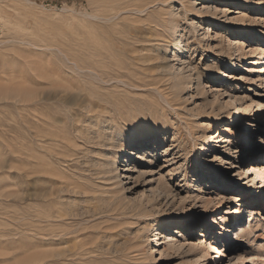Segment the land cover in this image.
<instances>
[{"label": "rangeland", "instance_id": "374dc122", "mask_svg": "<svg viewBox=\"0 0 264 264\" xmlns=\"http://www.w3.org/2000/svg\"><path fill=\"white\" fill-rule=\"evenodd\" d=\"M223 1L0 0V264H264V0ZM134 131L112 197L99 163Z\"/></svg>", "mask_w": 264, "mask_h": 264}, {"label": "bare ground", "instance_id": "6f19581e", "mask_svg": "<svg viewBox=\"0 0 264 264\" xmlns=\"http://www.w3.org/2000/svg\"><path fill=\"white\" fill-rule=\"evenodd\" d=\"M225 1H228V0H224L223 2H225ZM233 1H236V0H233ZM232 1V2H233ZM185 4V3H184ZM248 4V3H247ZM140 11V10H139ZM141 13V12H140ZM139 14V13H138ZM215 17V16H214ZM170 21V20H169ZM169 23V22H168ZM174 23V22H173ZM177 24V23H176ZM176 24H174L172 27H171V29L173 30V32H175L176 31ZM170 26V25H169ZM208 30H209V28H207ZM171 30V31H172ZM245 32H247V31H245ZM244 32V33H245ZM241 33H243V32H239V34H241ZM206 35H207V33L206 34H204V36L205 37H203V39H205L206 38ZM245 36H246V34H245ZM161 40H163V39H161ZM182 43V42H181ZM234 43H238V41H235ZM233 44V43H232ZM240 48L241 47H239L238 46V48H237V50H240ZM252 49V48H251ZM261 49V46L259 45L258 46V48H255L254 50H252L251 52L252 53H254V52H256V50H260ZM263 50V49H262ZM236 60H234V61H231L230 62V66L231 67H240L241 68V70H244L245 68H246V66H244V65H236ZM148 65V64H147ZM150 66V65H149ZM154 66V65H153ZM157 67V66H156ZM168 66H162L161 67V69L162 70H158V69H156L155 71H157L158 73H160V75H161V73L163 74V73H169V75H172L173 74V72H170V70H167L168 68H167ZM151 68V67H150ZM164 69V70H163ZM154 71V70H153ZM164 75H166V74H164ZM200 75V74H199ZM226 75V74H225ZM150 76V75H149ZM153 76V75H152ZM187 76V78H190L189 79V81H185V82H181L180 81V79H177V80H174L173 82H172V86L176 89V90H178V91H180V89H182L183 87H185V86H187L188 84H189V82L191 83L192 82V80H193V73L191 72L190 74H187L186 75ZM186 76H185V78H186ZM227 78L228 79H230V73H228L227 75ZM157 77V76H156ZM156 77L154 76V77H152V78H154V79H156ZM196 78V77H195ZM168 79V78H167ZM199 79V78H198ZM159 82V81H158ZM164 82V81H163ZM160 84V83H159ZM161 85V84H160ZM158 87V86H157ZM161 87V86H160ZM170 87V86H169ZM173 89V88H172ZM145 90V89H144ZM157 90L160 92V94H162V96L165 98V101L167 102V104H169L171 107H173L174 109H177L178 107H177V105L175 104V102L169 97V96H165V94L161 91V90H159V88H157ZM177 91V92H178ZM177 92L176 91H174V93L176 94V96H177ZM173 93V94H174ZM173 94H172V96H173ZM229 103L230 104H233V97L231 96L230 97V100H229ZM261 109V112L263 111L264 112V100H263V98H261V99H259L258 100V108L257 109H253L252 111L254 112V113H256L258 110H260ZM213 112V111H212ZM255 121H256V118L254 119V120H252L251 121V123H250V126L248 127V129H250L251 128V130H253V131H256V124H255ZM168 122V121H167ZM233 122L234 123H236V120H233ZM158 129V128H157ZM165 129V128H164ZM263 134H264V131H263ZM141 134L139 133V132H137V131H134L133 133H131L130 134V136H128L126 139H125V141L123 142V143H121L120 144V146H119V148H118V152H116L115 153V155H114V157L112 158V155H111V157H109V158H106V161H104V162H100V160H99V169L97 170V173L96 174H98V177L100 176V178L102 179V183L106 186V191L107 192H110V193H112V197H116V198H118V193L120 192V189H124V186H123V182H124V178L125 177H128V176H126V174H123V170H119L120 169V167H119V164L120 163H122L123 165H121L123 168H125L126 167V165L124 164V162H122V161H128L129 159H132L134 156H136V153L134 154V147H136V145L138 144V138H139V136H140ZM103 138V137H102ZM97 140V139H96ZM110 140V139H109ZM252 140H255L253 143H252V145H251V148L247 151V152H245L244 154H245V159H243V161H247V159L248 160H250V161H254V160H256V158H257V156H258V153H254V152H252V151H254V150H261L260 149V147H259V145H258V143L256 142V139H252ZM224 141H227V140H225L224 139ZM248 141H250V139H248ZM259 142H261V139H259ZM144 143V142H143ZM145 144H146V142H145ZM150 148V147H149ZM142 149H145L146 151H148V146H146V147H142ZM254 153V154H253ZM97 156V155H96ZM129 156V157H128ZM108 157V156H107ZM145 157V156H144ZM247 158V159H246ZM252 158H254V159H252ZM103 159V158H102ZM105 159V158H104ZM259 161V160H258ZM240 164H241V162H240ZM258 165V164H257ZM257 165L256 166H254V165H249L248 167H247V172H246V174H250L249 176H245L244 178H248V179H254V178H252V176H253V173H252V171H257ZM135 167H136V165H135ZM237 167H239V165H237ZM91 168V167H90ZM94 168H96L95 167V165H94ZM93 172V171H92ZM202 172H203V169H197V174H196V176H198V175H201L202 174ZM237 172V171H236ZM235 172V173H236ZM260 173V172H259ZM91 174V173H90ZM96 176V175H95ZM212 178H216V176L214 175V174H212ZM198 179H200V178H198ZM104 180V181H103ZM99 181V180H98ZM228 183H226L225 185H222L223 184V182L222 183H219V184H221L222 186H224L225 188H227L228 189V186L230 185V177L228 178ZM248 184H250V182L248 183ZM102 185V184H101ZM122 187V188H121ZM171 186H164V187H162V189H156V192H158V195H157V197H156V203H161V201L164 199V197L165 196H163V195H165L166 193H167V191L168 192H170L171 190V188H170ZM198 187H200V189H199V192H201L202 190H203V188H202V185H198ZM252 187V185H246V189L244 190V191H242L241 192V194H239V195H231V200H232V198L233 199H235V201H233V202H244V203H247L248 201H250L252 198L250 197V195H251V191H249V189ZM232 196H234V197H232ZM166 200H167V197H166ZM155 203V204H156ZM152 209L153 208H148V207H142V208H140V209H138L135 213H134V215L135 216H137V217H139V218H147V217H149L150 215H151V211H152ZM228 214L223 218L224 219V221H228V219L230 218V217H232L233 215H234V212H232V209H228ZM239 215L241 216L242 215V212H239L238 214H237V217H239ZM216 220V217H203V218H201V220H199L198 222H199V226H201V227H203V230H202V232H203V234H205V232H207V230H209L211 227H213L217 222L215 221ZM193 225H194V223L192 222V220L191 219H189L188 220V222L186 223V226H187V229H190V230H192V227H193ZM145 230L148 232L149 231V227H145ZM147 236V235H146ZM156 236H157V239H159V242L158 243H161V241H162V234H161V232L159 231V228L157 229V234H156ZM157 244V243H156ZM175 244V243H174ZM151 248H153V247H151ZM216 250H217V253L218 254H221V252H223L222 250L220 251V249L221 248H215ZM252 256H254L253 254H251V255H249L248 256V258H251ZM153 258H154V256H153ZM256 259H258V258H256ZM254 264H259V262H254Z\"/></svg>", "mask_w": 264, "mask_h": 264}]
</instances>
